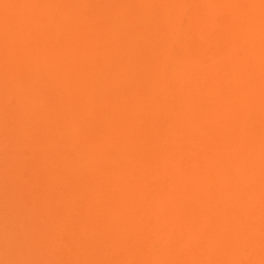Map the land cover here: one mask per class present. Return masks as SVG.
Here are the masks:
<instances>
[{
  "label": "bare ground",
  "instance_id": "bare-ground-1",
  "mask_svg": "<svg viewBox=\"0 0 264 264\" xmlns=\"http://www.w3.org/2000/svg\"><path fill=\"white\" fill-rule=\"evenodd\" d=\"M0 264H264V0H0Z\"/></svg>",
  "mask_w": 264,
  "mask_h": 264
},
{
  "label": "rangeland",
  "instance_id": "rangeland-1",
  "mask_svg": "<svg viewBox=\"0 0 264 264\" xmlns=\"http://www.w3.org/2000/svg\"><path fill=\"white\" fill-rule=\"evenodd\" d=\"M2 234H4V233H2ZM11 253L13 254V252H11ZM11 260L13 261V263H16V262L14 261V260H16V259H14V258L12 259V258H11Z\"/></svg>",
  "mask_w": 264,
  "mask_h": 264
}]
</instances>
